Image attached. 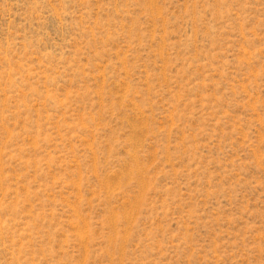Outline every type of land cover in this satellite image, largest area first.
Returning <instances> with one entry per match:
<instances>
[{"label": "rangeland", "instance_id": "obj_1", "mask_svg": "<svg viewBox=\"0 0 264 264\" xmlns=\"http://www.w3.org/2000/svg\"><path fill=\"white\" fill-rule=\"evenodd\" d=\"M0 264H264V0H0Z\"/></svg>", "mask_w": 264, "mask_h": 264}]
</instances>
